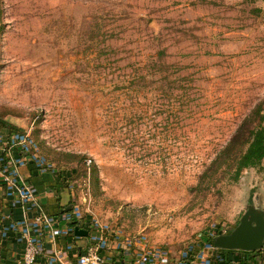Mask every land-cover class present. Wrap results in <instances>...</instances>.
Segmentation results:
<instances>
[{"label": "rangeland", "instance_id": "374dc122", "mask_svg": "<svg viewBox=\"0 0 264 264\" xmlns=\"http://www.w3.org/2000/svg\"><path fill=\"white\" fill-rule=\"evenodd\" d=\"M263 99L264 0H0V114L174 256L264 210L262 169L206 174Z\"/></svg>", "mask_w": 264, "mask_h": 264}, {"label": "built area", "instance_id": "2783aa9c", "mask_svg": "<svg viewBox=\"0 0 264 264\" xmlns=\"http://www.w3.org/2000/svg\"><path fill=\"white\" fill-rule=\"evenodd\" d=\"M15 152L18 153L17 157ZM85 162L90 165L92 160L87 158ZM24 164H31L41 173L50 172L54 176L61 173L60 168L42 152L32 128L11 133L5 138L0 135V175L6 185V194L13 208L20 207L26 211L37 204L38 190L32 181L19 173L18 167ZM65 188L72 204L60 215L54 216L41 211L31 220L24 215L4 226V235L9 230H19L20 241L24 246L20 264H72L68 252L74 246L69 244L65 248L48 251L44 231L51 238L61 235L78 236V226L88 231L91 245L77 255L76 264H105L106 252H114L121 264H214L225 260V249L218 248L213 243L217 235L232 230L222 224L217 225L205 238L190 242L179 256H174L168 248L150 244L144 232L128 234L115 221L106 222L86 214L73 182L68 183Z\"/></svg>", "mask_w": 264, "mask_h": 264}, {"label": "crops", "instance_id": "0c3cea01", "mask_svg": "<svg viewBox=\"0 0 264 264\" xmlns=\"http://www.w3.org/2000/svg\"><path fill=\"white\" fill-rule=\"evenodd\" d=\"M10 134L11 130L7 127L0 130V135L4 138ZM17 155L18 153L15 152L16 157ZM18 171L24 178L29 179L36 185L38 190L37 204L26 211H23L20 207L13 208L10 205V198L6 194L5 182L0 175V214L2 216L0 219V264H20L24 247L22 241H20L19 230H9L4 235L2 232L4 226L23 218L24 215L31 220L41 211L58 216L63 211L68 210L72 204L68 190L66 188L58 189L55 176L52 173H41L31 164L20 165ZM76 230L87 232V234L80 233L77 234L78 236L61 235L51 238L44 231L46 249L48 251L57 250L72 244L74 248L69 250L68 257L72 264H76L77 255L91 245L88 231L81 226H78ZM224 252V262H214V264H264V248L256 251L225 249ZM105 254L107 258L105 264H121L114 252H106Z\"/></svg>", "mask_w": 264, "mask_h": 264}, {"label": "trees", "instance_id": "16d2710c", "mask_svg": "<svg viewBox=\"0 0 264 264\" xmlns=\"http://www.w3.org/2000/svg\"><path fill=\"white\" fill-rule=\"evenodd\" d=\"M7 113L2 111L0 114V130L7 127L11 133L23 131L22 128L3 118ZM42 152L44 153L43 150ZM46 157L49 158L47 155ZM85 160L84 157L83 162L87 170L89 168L95 172V167H87ZM222 168H225V172L229 173L233 180H237L242 171L247 168H258L264 171V99L243 119L230 141L213 159L206 174L212 170L217 172ZM70 170V173L62 170L61 173L55 175L59 190L64 189L68 183L75 179L77 170L75 168ZM74 223L75 221L71 222V224Z\"/></svg>", "mask_w": 264, "mask_h": 264}, {"label": "water", "instance_id": "95a60500", "mask_svg": "<svg viewBox=\"0 0 264 264\" xmlns=\"http://www.w3.org/2000/svg\"><path fill=\"white\" fill-rule=\"evenodd\" d=\"M77 229V228H76ZM87 234L76 230V234ZM216 247L256 251L264 248V210L253 204L248 205L238 225L226 234L213 239Z\"/></svg>", "mask_w": 264, "mask_h": 264}]
</instances>
